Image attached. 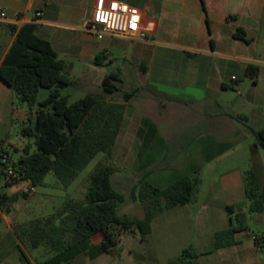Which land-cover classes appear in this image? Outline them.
<instances>
[{
  "label": "crops",
  "instance_id": "0c3cea01",
  "mask_svg": "<svg viewBox=\"0 0 264 264\" xmlns=\"http://www.w3.org/2000/svg\"><path fill=\"white\" fill-rule=\"evenodd\" d=\"M120 1L141 10L147 40L99 39L90 30L96 0H0V28L8 40L0 65L13 42V27L35 23L36 34L66 62L76 87L100 94L104 78L117 74L119 91L107 101L124 104L125 111L103 163L120 171L130 189L133 177L164 189L198 170L202 181L194 202L158 214L145 241L137 230L123 232L104 251L105 235L97 232L68 251L49 250L51 258L40 260L30 246L27 251L14 218H6L13 203L7 202L0 206V264H177L186 249L198 264H264V242L257 244L249 229L235 234L234 245L215 249L216 233L230 228L228 208L246 213L250 206L247 171L226 165L242 147L244 122L237 117H248L240 111L227 113L222 95L239 84L232 71L240 62L244 72L249 63L258 65L259 76L256 83L251 80L253 94L244 107L253 110L247 122L258 126L254 130L264 129V0ZM38 12L43 15L36 17ZM238 29L249 43L235 37ZM133 91L125 102L124 93ZM12 97L0 80V103ZM250 150L255 154L258 148L254 144ZM29 185L7 180L0 194L18 195V202L31 194Z\"/></svg>",
  "mask_w": 264,
  "mask_h": 264
},
{
  "label": "trees",
  "instance_id": "16d2710c",
  "mask_svg": "<svg viewBox=\"0 0 264 264\" xmlns=\"http://www.w3.org/2000/svg\"><path fill=\"white\" fill-rule=\"evenodd\" d=\"M13 34V42L0 65V80L30 107L32 124L23 133L35 138L36 151H25V155L13 163L18 169V177L11 183L27 181L33 187L40 186L53 172L68 187L98 154H109L115 145L125 105L108 102L107 96L119 91L116 85L119 76L115 73L106 76L100 94H88L71 103L70 95H63L62 90L76 83L69 77L66 62L59 58L51 43L36 34V24H24L18 30L13 27ZM235 37L250 42L242 29L237 30ZM245 73L256 83L259 66L249 63ZM135 93L125 92L124 101L131 100ZM237 119L247 124L248 118ZM252 131L255 146L264 150V129ZM114 173L113 167L99 163L88 178L83 200L67 198L49 217L22 224V235L31 248L45 246L58 254L88 241L97 232L105 235L104 251L114 247L123 232L137 230L141 241H145L156 216L189 204L202 181L198 170L164 189L154 187L144 179L138 194L146 206V213L144 218L138 219L119 215L118 209L125 196L113 183ZM244 182L250 212L264 213V187L257 174L253 170L247 171ZM17 197L0 194V206L14 202ZM228 211L230 228L216 233L217 250L234 245L235 234L248 229L245 213H237L234 222V210L229 207ZM255 240L260 244L258 236ZM193 259L194 255L186 249L177 264H198ZM23 261L28 262L24 254Z\"/></svg>",
  "mask_w": 264,
  "mask_h": 264
},
{
  "label": "rangeland",
  "instance_id": "374dc122",
  "mask_svg": "<svg viewBox=\"0 0 264 264\" xmlns=\"http://www.w3.org/2000/svg\"><path fill=\"white\" fill-rule=\"evenodd\" d=\"M7 44V37L0 28V54ZM163 50L164 48L161 51ZM232 74L238 77L239 84H235V87L229 88L222 95L223 99L226 101L224 109L227 113L240 111L242 115L252 120L253 110L249 105L244 107V103L246 100L248 101L251 99L254 89L251 79L245 75L243 61L240 62L238 68L236 67L232 71ZM88 91L89 90H84L74 85L64 88L62 94L70 95V102L72 103L85 97L90 93ZM43 93L44 95L46 94L45 92ZM6 99L4 98L0 103V160L6 155L9 158V165H12L25 155V151L34 153L36 151V145L34 137L25 136L23 133L24 129L32 124L30 107L26 103L21 102L14 93L12 98ZM257 127L258 126L255 125L254 122L251 123L250 121L247 122V124H243V135L240 138L242 147L238 152L229 157L226 161V165L235 164L242 167L245 171L253 170L256 174H259L262 180L261 185L264 187V150L258 148L255 154H252L250 150L256 143V138L252 130L258 129ZM106 158L107 154H98L68 187H65L54 173L51 172L46 176L42 185L34 187V192L29 191L31 184L29 185L27 192L31 194L28 198L24 196L21 197L20 201H14L12 203L11 213H5V216L9 220L14 218V225L25 246H27V251L31 250V246L28 240L22 235L21 225L32 220L49 217L63 206L67 198L84 199L89 176L99 163L105 162ZM177 159L176 163L179 165L182 164L184 161V154L181 153ZM116 166L118 167L119 165L117 164ZM3 171H5V167L0 163V188L6 190L5 183L7 177ZM133 179H135V186L130 189L128 186H124L125 181L120 171L114 174L115 186L118 190L122 191L125 196V201L120 205L118 213L121 216L128 215L132 218L142 219L146 213V206L140 201L138 194L142 184H140L141 181H139L138 178L133 177ZM194 198L192 200L193 202ZM134 199H136L135 203ZM130 207H132V210H128ZM236 214L235 212L232 214L234 222ZM245 214L247 217L248 229L264 242V213H252L248 209ZM228 215L230 217L229 211ZM29 246L30 248H28ZM33 250L34 256L39 260L51 258L49 249L45 246Z\"/></svg>",
  "mask_w": 264,
  "mask_h": 264
},
{
  "label": "built area",
  "instance_id": "2783aa9c",
  "mask_svg": "<svg viewBox=\"0 0 264 264\" xmlns=\"http://www.w3.org/2000/svg\"><path fill=\"white\" fill-rule=\"evenodd\" d=\"M38 12L36 17H41ZM4 17L5 14L3 13ZM90 30L99 39L104 36H112L136 41L148 39V30L143 25V14L141 10L120 0H96ZM232 79H235L233 77ZM1 163L5 167V174L9 182H14L18 177V169L9 165L8 156H3ZM29 191L34 192L31 185Z\"/></svg>",
  "mask_w": 264,
  "mask_h": 264
},
{
  "label": "water",
  "instance_id": "95a60500",
  "mask_svg": "<svg viewBox=\"0 0 264 264\" xmlns=\"http://www.w3.org/2000/svg\"><path fill=\"white\" fill-rule=\"evenodd\" d=\"M21 182H24V183H26L27 181H21Z\"/></svg>",
  "mask_w": 264,
  "mask_h": 264
}]
</instances>
